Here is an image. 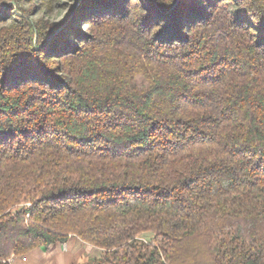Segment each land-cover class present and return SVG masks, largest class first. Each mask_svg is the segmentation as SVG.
I'll return each mask as SVG.
<instances>
[{
    "label": "trees",
    "instance_id": "1",
    "mask_svg": "<svg viewBox=\"0 0 264 264\" xmlns=\"http://www.w3.org/2000/svg\"><path fill=\"white\" fill-rule=\"evenodd\" d=\"M28 2L0 0V264H264V0Z\"/></svg>",
    "mask_w": 264,
    "mask_h": 264
},
{
    "label": "crops",
    "instance_id": "2",
    "mask_svg": "<svg viewBox=\"0 0 264 264\" xmlns=\"http://www.w3.org/2000/svg\"><path fill=\"white\" fill-rule=\"evenodd\" d=\"M104 252L77 238L36 248L22 257H13L10 264H93Z\"/></svg>",
    "mask_w": 264,
    "mask_h": 264
},
{
    "label": "rangeland",
    "instance_id": "3",
    "mask_svg": "<svg viewBox=\"0 0 264 264\" xmlns=\"http://www.w3.org/2000/svg\"><path fill=\"white\" fill-rule=\"evenodd\" d=\"M77 0H30L25 7L33 4L32 18L34 20H43L46 23L61 22L65 15L71 10V7ZM17 15L20 13L15 11ZM87 26L84 25L83 29ZM146 240L149 238L147 235Z\"/></svg>",
    "mask_w": 264,
    "mask_h": 264
}]
</instances>
